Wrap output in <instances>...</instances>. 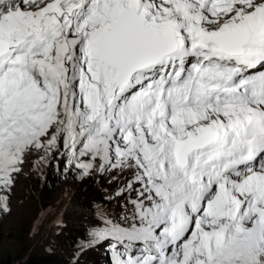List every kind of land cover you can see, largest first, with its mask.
Returning a JSON list of instances; mask_svg holds the SVG:
<instances>
[{
    "label": "snow or ice",
    "instance_id": "snow-or-ice-1",
    "mask_svg": "<svg viewBox=\"0 0 264 264\" xmlns=\"http://www.w3.org/2000/svg\"><path fill=\"white\" fill-rule=\"evenodd\" d=\"M32 152L120 179L81 250L264 264V0H0V216Z\"/></svg>",
    "mask_w": 264,
    "mask_h": 264
},
{
    "label": "rangeland",
    "instance_id": "rangeland-1",
    "mask_svg": "<svg viewBox=\"0 0 264 264\" xmlns=\"http://www.w3.org/2000/svg\"><path fill=\"white\" fill-rule=\"evenodd\" d=\"M41 155H25L22 171L11 189V211L0 216V261L7 256V264H24L30 254L36 253L50 256L53 262L47 264H111L112 248L103 244L108 241L84 250L80 245L90 239L91 228L103 227L98 209L117 217L125 212L124 197L114 195L120 179L109 183L115 172H93L77 180L75 173L64 172V159L48 163L40 160ZM108 196L112 199H106ZM34 223L38 225L35 232ZM75 238L81 242L72 244Z\"/></svg>",
    "mask_w": 264,
    "mask_h": 264
},
{
    "label": "trees",
    "instance_id": "trees-1",
    "mask_svg": "<svg viewBox=\"0 0 264 264\" xmlns=\"http://www.w3.org/2000/svg\"><path fill=\"white\" fill-rule=\"evenodd\" d=\"M55 174V173H54ZM41 195V200L43 199L42 198V194L40 193ZM47 196V195H46ZM40 199V197H39ZM40 201V200H39ZM41 205H42V202L40 201L39 202ZM75 242L77 243H80V239L79 238H75L73 241H72V244H74ZM7 259L8 257L6 256L5 257V260H1L0 261V264H7ZM53 262V260L50 258V256H47L44 254L43 255H38L36 253H32L29 255V257L25 260L24 264H47V263H51ZM8 264H11V262H8Z\"/></svg>",
    "mask_w": 264,
    "mask_h": 264
}]
</instances>
